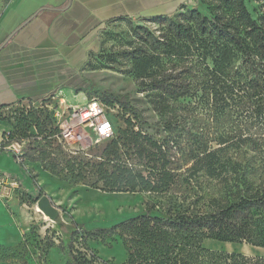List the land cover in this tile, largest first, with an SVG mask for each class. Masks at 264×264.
I'll return each mask as SVG.
<instances>
[{
  "label": "trees",
  "instance_id": "1",
  "mask_svg": "<svg viewBox=\"0 0 264 264\" xmlns=\"http://www.w3.org/2000/svg\"><path fill=\"white\" fill-rule=\"evenodd\" d=\"M198 1L208 6L206 14L182 5L173 14L138 19L161 27L159 36L130 18L107 23H127L141 43L126 53L138 79H149V89L162 97L190 100L183 112L195 132L185 133L184 148L172 136L174 126L166 123L167 138L157 141L139 128L141 114L135 111L97 160L72 157L69 151L76 150L50 139L56 129L54 111L45 107L54 106L49 99L41 101L43 108L25 110L19 125L27 130L10 129L28 141L25 158L65 174L70 184L169 200L165 215L154 216L150 206L143 215L95 232L101 239L124 238L126 264H264L263 257L203 246L213 240L264 249V10L255 19L244 0ZM164 58L174 62L165 68ZM87 97L132 111L127 97L106 90ZM15 107L20 106L8 112ZM173 151L184 158V168H173L180 161ZM80 229L74 235L82 249L68 256L72 264H95L96 257L85 254L89 232Z\"/></svg>",
  "mask_w": 264,
  "mask_h": 264
},
{
  "label": "rangeland",
  "instance_id": "2",
  "mask_svg": "<svg viewBox=\"0 0 264 264\" xmlns=\"http://www.w3.org/2000/svg\"><path fill=\"white\" fill-rule=\"evenodd\" d=\"M14 1L0 0V25ZM244 1L253 17L258 19L264 10V0ZM186 5L190 8L198 7L205 14L207 13L208 6H202L198 0L189 1ZM133 25L145 26L157 36L163 30L158 25L145 21L134 20ZM99 42L98 50L87 59L83 69L84 77L89 82L88 88L82 92L78 90V94L65 93L63 97L71 103L73 101L81 103L93 90H106L116 96L127 97L132 111L127 114L122 105H114L107 113L114 125L116 136L119 130L126 129L125 120L130 116L134 117V112L138 111L141 114L137 121L139 128L162 142L168 135L164 130L165 124L169 123L175 127L171 130L173 138H176V142L182 144L184 148L185 133L195 132L192 120L183 112V106L190 100L174 101L162 97L159 92L149 89L147 86L149 79L142 80L136 77L133 59L126 57V53L134 50L141 43L127 23L117 22L103 26L99 32ZM171 62L174 60L163 59L165 68H168ZM93 99L95 97L85 100L86 104ZM48 102L56 107L60 103L53 98ZM64 109L65 104L61 107V110ZM25 110V107H15L10 113L0 112V122L9 130L18 126L19 130L24 132L27 128L19 123L24 118ZM80 130L84 140L81 144L70 147L76 152L69 151V154L72 157L97 160L95 156L100 155L101 149L108 141L98 142L91 130L84 128ZM28 145L29 143L26 145V152ZM173 152L176 160L180 159L173 168H184L182 155ZM0 159L3 162L0 164V176L8 178V175H12L22 182L11 185L10 181H5L0 186V193L5 194L6 198L10 196L17 199L19 205L12 202L16 206L14 211L19 215L21 224L25 225L24 239L17 248L9 250L0 248V264H72L68 252L76 251L77 248L82 249L83 243L74 235V232L81 230V227L89 232L85 236L90 250L85 254L90 258L95 256V264L104 262L126 264L129 253L124 245V238L117 235L101 239L95 232L143 215L150 206L155 207L152 211L154 216L165 215L169 200L164 196L147 193H105L82 184H70L64 180L65 174L56 175L44 171L40 163L30 159L25 158L24 165L19 164L7 151L0 154ZM44 196L50 199L56 210L55 219H50L38 207V201ZM203 210L208 211L207 208ZM203 246L217 252L264 258V249L246 244H227L207 240Z\"/></svg>",
  "mask_w": 264,
  "mask_h": 264
},
{
  "label": "crops",
  "instance_id": "3",
  "mask_svg": "<svg viewBox=\"0 0 264 264\" xmlns=\"http://www.w3.org/2000/svg\"><path fill=\"white\" fill-rule=\"evenodd\" d=\"M189 1L15 0L0 25V112L50 98L64 100L65 108L84 106L87 96L71 103L63 95L88 88L83 69L100 46L101 28L119 18L173 14ZM6 127L0 122V139ZM6 181L22 183L12 175ZM13 201L19 205L0 193V248L8 250L25 235Z\"/></svg>",
  "mask_w": 264,
  "mask_h": 264
},
{
  "label": "built area",
  "instance_id": "4",
  "mask_svg": "<svg viewBox=\"0 0 264 264\" xmlns=\"http://www.w3.org/2000/svg\"><path fill=\"white\" fill-rule=\"evenodd\" d=\"M64 104L60 101L57 107L49 104H46L45 107L54 111L56 133L50 139L57 140L65 150L82 143L84 138L81 128L91 130L96 140L101 143L114 137V125L107 116L108 111L112 110V108H109L103 102L93 99L84 106L66 107L61 110ZM15 106L25 107V109L30 110L43 108L44 104L42 102H22ZM11 107L7 108L6 111H10ZM27 143V140H20L12 131L5 130L0 139V154L3 151H7L19 164L24 165ZM6 180L7 178L0 176V186ZM10 184L14 185L15 183L10 182Z\"/></svg>",
  "mask_w": 264,
  "mask_h": 264
},
{
  "label": "water",
  "instance_id": "5",
  "mask_svg": "<svg viewBox=\"0 0 264 264\" xmlns=\"http://www.w3.org/2000/svg\"><path fill=\"white\" fill-rule=\"evenodd\" d=\"M39 209L50 219L56 218V210L48 197L44 196L38 201Z\"/></svg>",
  "mask_w": 264,
  "mask_h": 264
},
{
  "label": "bare ground",
  "instance_id": "6",
  "mask_svg": "<svg viewBox=\"0 0 264 264\" xmlns=\"http://www.w3.org/2000/svg\"><path fill=\"white\" fill-rule=\"evenodd\" d=\"M62 102H63V103H65V101H64V100H62ZM46 219H48V218L46 217Z\"/></svg>",
  "mask_w": 264,
  "mask_h": 264
}]
</instances>
